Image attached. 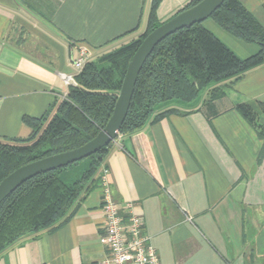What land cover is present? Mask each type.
<instances>
[{
  "label": "crops",
  "instance_id": "obj_1",
  "mask_svg": "<svg viewBox=\"0 0 264 264\" xmlns=\"http://www.w3.org/2000/svg\"><path fill=\"white\" fill-rule=\"evenodd\" d=\"M152 1L0 0V140L29 138L26 118L55 113L82 52L99 62L137 40ZM192 1L163 0L160 24ZM239 1L264 27V0ZM207 25L241 59L260 50ZM216 87L222 97L167 102L145 132L121 135L73 216L18 241L0 264H100L106 189L143 218L160 264H264V65Z\"/></svg>",
  "mask_w": 264,
  "mask_h": 264
},
{
  "label": "trees",
  "instance_id": "obj_2",
  "mask_svg": "<svg viewBox=\"0 0 264 264\" xmlns=\"http://www.w3.org/2000/svg\"><path fill=\"white\" fill-rule=\"evenodd\" d=\"M162 1H152L147 29L137 40L99 62L85 64L76 77L77 85L53 115L25 119L33 131L29 138L0 140V183L26 164L83 146L105 128L130 61L144 39L161 25L157 11ZM201 1L194 0L185 9ZM208 20L238 40L257 43L259 52L239 58L205 26L206 21L177 31L146 61L121 129L123 136L145 132L158 106L193 102L213 86L208 98H220L224 92L216 85L237 81L264 65V27L239 0H226ZM237 109L250 123L256 122L247 106ZM111 144L81 162L39 175L11 194L0 205V255L18 241L53 230L73 216L77 203L97 180Z\"/></svg>",
  "mask_w": 264,
  "mask_h": 264
},
{
  "label": "water",
  "instance_id": "obj_3",
  "mask_svg": "<svg viewBox=\"0 0 264 264\" xmlns=\"http://www.w3.org/2000/svg\"><path fill=\"white\" fill-rule=\"evenodd\" d=\"M225 1L202 0L198 4L182 10L150 33L138 47L128 65L113 114L105 128L93 140L81 147L45 157L16 169L0 183V205L27 181L39 175L81 162L113 143L119 134H121V129L131 107L140 73L155 48L177 31L210 19ZM71 83L75 84L74 80H71Z\"/></svg>",
  "mask_w": 264,
  "mask_h": 264
},
{
  "label": "built area",
  "instance_id": "obj_4",
  "mask_svg": "<svg viewBox=\"0 0 264 264\" xmlns=\"http://www.w3.org/2000/svg\"><path fill=\"white\" fill-rule=\"evenodd\" d=\"M87 62L88 55L82 52L72 64L80 73ZM68 79L73 80L71 77ZM102 209L105 230L100 242L106 249V255L100 264H160L151 237L144 233V220L133 212L131 203L120 205L106 189Z\"/></svg>",
  "mask_w": 264,
  "mask_h": 264
},
{
  "label": "rangeland",
  "instance_id": "obj_5",
  "mask_svg": "<svg viewBox=\"0 0 264 264\" xmlns=\"http://www.w3.org/2000/svg\"><path fill=\"white\" fill-rule=\"evenodd\" d=\"M208 22L214 23L212 20H207V21L205 22V26H208V25H207ZM213 87H214V86H213ZM213 87H212V88L210 87L208 90L202 92V93L200 94V97L204 96L206 93H208L207 97H209V96H210V95H209V94H210V91L213 89Z\"/></svg>",
  "mask_w": 264,
  "mask_h": 264
}]
</instances>
